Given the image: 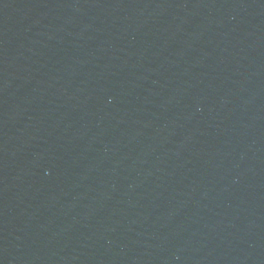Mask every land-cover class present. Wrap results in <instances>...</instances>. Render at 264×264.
I'll return each instance as SVG.
<instances>
[{
    "label": "water",
    "instance_id": "95a60500",
    "mask_svg": "<svg viewBox=\"0 0 264 264\" xmlns=\"http://www.w3.org/2000/svg\"><path fill=\"white\" fill-rule=\"evenodd\" d=\"M0 264H264V0H0Z\"/></svg>",
    "mask_w": 264,
    "mask_h": 264
}]
</instances>
